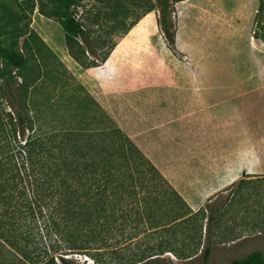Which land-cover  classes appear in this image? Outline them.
Segmentation results:
<instances>
[{
	"label": "rangeland",
	"instance_id": "rangeland-1",
	"mask_svg": "<svg viewBox=\"0 0 264 264\" xmlns=\"http://www.w3.org/2000/svg\"><path fill=\"white\" fill-rule=\"evenodd\" d=\"M159 2L77 0L73 9L91 36L106 35L109 27L116 29L112 38L117 44L107 63L86 68L71 54L60 20L46 15L55 6L53 0H0V41L29 58L27 67L8 66L9 74H0V141L13 138L8 131L13 125L8 112L16 117L12 93L20 96L37 123L47 130L80 123L91 128L108 127V120L101 121L99 112L94 114L93 98L145 153L146 149L158 151L164 160L188 153V166L195 167L197 162L190 151L205 154V127L193 128L190 141L188 121L174 123V111L184 109L188 97L177 91L220 81L204 78L207 74L252 73L256 66L264 65L256 62V56L264 58V41L256 38V31L260 33L256 23L260 3L176 2L172 18L176 24V49L172 50L159 23ZM105 50L107 47L99 48V59ZM238 184L224 194H215L201 206L211 204L218 214L213 222L208 261L204 259L208 223L205 219L188 227L199 228L203 223L202 237L201 232L192 229L191 233L180 234L183 239L176 245L178 250L195 256L179 258L168 251L164 254L166 263L231 264L253 250L264 252V175ZM232 189L237 190L236 195L220 214L219 208ZM163 196L167 198L168 193L163 192ZM120 234L116 226L114 235L117 238ZM164 238L171 236L154 235L148 240L155 244ZM67 256L73 264H119L116 259L112 263L97 262L90 253ZM56 260L62 264L58 257ZM0 264L29 263L0 240Z\"/></svg>",
	"mask_w": 264,
	"mask_h": 264
},
{
	"label": "trees",
	"instance_id": "trees-1",
	"mask_svg": "<svg viewBox=\"0 0 264 264\" xmlns=\"http://www.w3.org/2000/svg\"><path fill=\"white\" fill-rule=\"evenodd\" d=\"M179 1L183 0H160L158 5L159 23L172 50L176 49L173 5ZM53 2L54 8L46 15L60 20L71 54L86 68L103 64L117 44L112 38L116 29L109 27L108 34L91 36L73 9L77 0ZM259 3L256 23L260 33L256 31V38L264 41V0ZM105 47L99 59L98 50ZM89 52L95 58H90ZM28 61L24 52L0 41L1 75L9 74L8 66L27 67ZM12 97L16 117L8 112L13 122L8 131L13 138L0 141L2 242L29 264H59L57 257L62 264H73L67 255L75 252L90 253L101 263L116 259L119 264H168L164 261L168 251L179 258L195 256L176 245L183 239L180 234L192 229L202 237L203 223L199 228L188 227L207 219L204 259L208 261L213 222L218 218L214 206L194 210L99 103L91 98L94 114L99 112L101 121L108 120V127L80 123L47 130L37 123L20 96L12 93ZM249 180L241 179L238 185ZM233 186L235 183L226 191ZM163 192L168 193L167 198ZM236 192L232 189L226 196L220 214ZM116 226L121 233L117 238ZM167 233L171 238L155 244L148 240ZM231 264H264V252L253 250Z\"/></svg>",
	"mask_w": 264,
	"mask_h": 264
},
{
	"label": "crops",
	"instance_id": "crops-1",
	"mask_svg": "<svg viewBox=\"0 0 264 264\" xmlns=\"http://www.w3.org/2000/svg\"><path fill=\"white\" fill-rule=\"evenodd\" d=\"M256 62L264 63V58L256 56ZM204 78L220 81L179 88L178 94L188 95L187 105L173 115L175 124L188 121L190 141L193 128L205 127V154L190 149L197 165L188 166V153L164 160L158 151L145 150L192 208L203 206L241 179L264 175V65L252 73ZM229 79L235 81H223Z\"/></svg>",
	"mask_w": 264,
	"mask_h": 264
}]
</instances>
